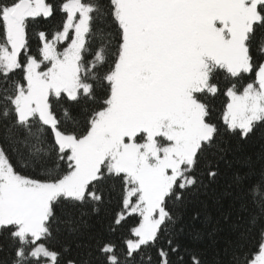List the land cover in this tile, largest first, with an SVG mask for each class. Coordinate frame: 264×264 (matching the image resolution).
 Returning a JSON list of instances; mask_svg holds the SVG:
<instances>
[{"label":"snow or ice","instance_id":"obj_1","mask_svg":"<svg viewBox=\"0 0 264 264\" xmlns=\"http://www.w3.org/2000/svg\"><path fill=\"white\" fill-rule=\"evenodd\" d=\"M0 264H264V0H0Z\"/></svg>","mask_w":264,"mask_h":264},{"label":"trees","instance_id":"obj_2","mask_svg":"<svg viewBox=\"0 0 264 264\" xmlns=\"http://www.w3.org/2000/svg\"><path fill=\"white\" fill-rule=\"evenodd\" d=\"M132 223H133V221H129V224H128V227H131L132 226ZM153 254H155V250H153Z\"/></svg>","mask_w":264,"mask_h":264}]
</instances>
